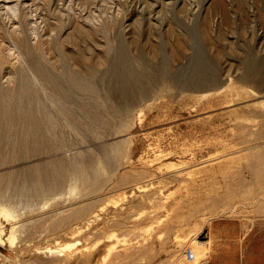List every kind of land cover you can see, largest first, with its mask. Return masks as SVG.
<instances>
[{
  "label": "rangeland",
  "instance_id": "374dc122",
  "mask_svg": "<svg viewBox=\"0 0 264 264\" xmlns=\"http://www.w3.org/2000/svg\"><path fill=\"white\" fill-rule=\"evenodd\" d=\"M0 264H264V0H0Z\"/></svg>",
  "mask_w": 264,
  "mask_h": 264
},
{
  "label": "built area",
  "instance_id": "2783aa9c",
  "mask_svg": "<svg viewBox=\"0 0 264 264\" xmlns=\"http://www.w3.org/2000/svg\"><path fill=\"white\" fill-rule=\"evenodd\" d=\"M208 250V245L206 244V241L199 240V243L195 247H189L186 250V257L187 260H193L196 258L197 253L200 252H206Z\"/></svg>",
  "mask_w": 264,
  "mask_h": 264
},
{
  "label": "bare ground",
  "instance_id": "6f19581e",
  "mask_svg": "<svg viewBox=\"0 0 264 264\" xmlns=\"http://www.w3.org/2000/svg\"><path fill=\"white\" fill-rule=\"evenodd\" d=\"M258 67H259V66H258ZM258 67H257V70H258V69L260 70L261 68H258ZM255 69H256V68H255ZM252 71H253V70H252ZM250 73H251V72H250ZM243 77L246 78V79H252L251 74H249V76L243 75Z\"/></svg>",
  "mask_w": 264,
  "mask_h": 264
}]
</instances>
